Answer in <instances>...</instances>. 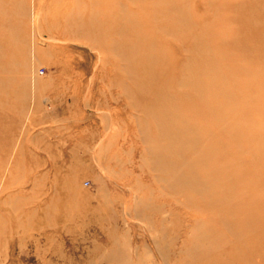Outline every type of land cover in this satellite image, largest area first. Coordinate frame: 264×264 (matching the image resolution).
Returning a JSON list of instances; mask_svg holds the SVG:
<instances>
[{
	"label": "rangeland",
	"instance_id": "obj_1",
	"mask_svg": "<svg viewBox=\"0 0 264 264\" xmlns=\"http://www.w3.org/2000/svg\"><path fill=\"white\" fill-rule=\"evenodd\" d=\"M0 264H264V0H0Z\"/></svg>",
	"mask_w": 264,
	"mask_h": 264
},
{
	"label": "bare ground",
	"instance_id": "obj_2",
	"mask_svg": "<svg viewBox=\"0 0 264 264\" xmlns=\"http://www.w3.org/2000/svg\"><path fill=\"white\" fill-rule=\"evenodd\" d=\"M222 218H224V217L222 216ZM222 218H221V219H222ZM227 230H228V231H229V233H230V230H231V229H230V228H227Z\"/></svg>",
	"mask_w": 264,
	"mask_h": 264
}]
</instances>
